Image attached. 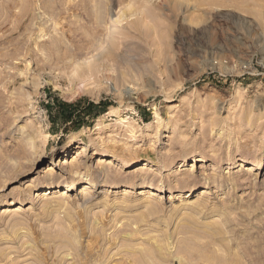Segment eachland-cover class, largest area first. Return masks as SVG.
I'll use <instances>...</instances> for the list:
<instances>
[{
	"label": "rangeland",
	"instance_id": "1",
	"mask_svg": "<svg viewBox=\"0 0 264 264\" xmlns=\"http://www.w3.org/2000/svg\"><path fill=\"white\" fill-rule=\"evenodd\" d=\"M0 264H264V0H0Z\"/></svg>",
	"mask_w": 264,
	"mask_h": 264
},
{
	"label": "trees",
	"instance_id": "2",
	"mask_svg": "<svg viewBox=\"0 0 264 264\" xmlns=\"http://www.w3.org/2000/svg\"><path fill=\"white\" fill-rule=\"evenodd\" d=\"M45 106L53 123V128L62 125L65 130L81 129L107 111L108 107L105 100L96 102L88 98H80L67 101L52 92L48 94V102Z\"/></svg>",
	"mask_w": 264,
	"mask_h": 264
},
{
	"label": "bare ground",
	"instance_id": "3",
	"mask_svg": "<svg viewBox=\"0 0 264 264\" xmlns=\"http://www.w3.org/2000/svg\"><path fill=\"white\" fill-rule=\"evenodd\" d=\"M80 65L81 64L79 62L78 63L74 62V63L71 64V67H72V69L76 70V69H79V67H81ZM92 80H94L93 73H91V72H89V73L82 72V73H77L76 75H74L72 77V79H71V83L73 84V86L75 88L81 89V88H84V87L88 86V84H90L92 82ZM48 170H51V169H48ZM10 210L11 209H9L7 207V209L5 211H10Z\"/></svg>",
	"mask_w": 264,
	"mask_h": 264
}]
</instances>
